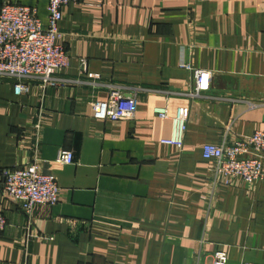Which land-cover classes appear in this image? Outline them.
<instances>
[{
  "label": "crops",
  "instance_id": "0c3cea01",
  "mask_svg": "<svg viewBox=\"0 0 264 264\" xmlns=\"http://www.w3.org/2000/svg\"><path fill=\"white\" fill-rule=\"evenodd\" d=\"M7 1L46 22L48 0ZM61 13L58 83L16 95L0 79V264H207L214 252L264 264V181L214 185L202 157L264 132V0H78ZM192 70L211 73L194 99ZM115 88L135 97L134 118L93 119ZM155 108L187 109L181 149L161 143L172 122ZM30 164L59 190L28 216L1 172Z\"/></svg>",
  "mask_w": 264,
  "mask_h": 264
},
{
  "label": "built area",
  "instance_id": "2783aa9c",
  "mask_svg": "<svg viewBox=\"0 0 264 264\" xmlns=\"http://www.w3.org/2000/svg\"><path fill=\"white\" fill-rule=\"evenodd\" d=\"M78 0H48L47 19L43 23L35 7L18 2H3L0 6V79L14 81V92H28L25 81H37L41 88L55 86V75L68 66V52L62 44L58 22L62 8ZM182 67L186 69L189 66ZM193 91L189 98H197L207 92L211 73L192 70ZM89 77H94L90 75ZM92 118L99 121L119 122L132 120L136 112V99L125 96L119 89L110 91L105 101L91 104ZM154 115L170 119L172 136L162 140L164 145L182 148L188 111L178 108L173 117L167 108H155ZM202 157L213 164V184L232 185L236 180L257 184L264 181V132L257 131L230 145L202 146ZM73 154L60 150L56 162L71 164ZM1 188L5 197L16 201L24 214L30 215L37 205L52 206L57 202L58 185L52 174L42 173L35 164L22 169L1 172ZM6 220L0 213V231ZM207 264H227L222 252H214Z\"/></svg>",
  "mask_w": 264,
  "mask_h": 264
}]
</instances>
